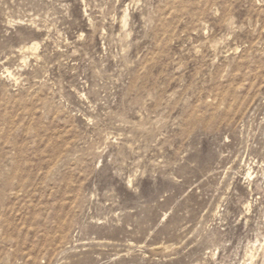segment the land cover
<instances>
[{"label": "rangeland", "instance_id": "374dc122", "mask_svg": "<svg viewBox=\"0 0 264 264\" xmlns=\"http://www.w3.org/2000/svg\"><path fill=\"white\" fill-rule=\"evenodd\" d=\"M0 264H264V0H0Z\"/></svg>", "mask_w": 264, "mask_h": 264}]
</instances>
